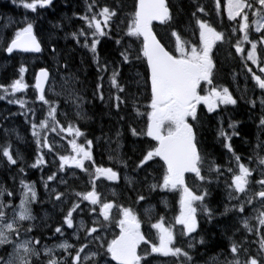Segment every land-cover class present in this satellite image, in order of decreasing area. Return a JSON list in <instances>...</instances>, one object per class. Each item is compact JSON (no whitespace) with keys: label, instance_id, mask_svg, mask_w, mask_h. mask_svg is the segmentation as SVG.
<instances>
[{"label":"snow or ice","instance_id":"snow-or-ice-1","mask_svg":"<svg viewBox=\"0 0 264 264\" xmlns=\"http://www.w3.org/2000/svg\"><path fill=\"white\" fill-rule=\"evenodd\" d=\"M11 3L36 12L38 8L51 7L54 0H11ZM83 3L82 14L73 12V17H78L82 24L70 35L79 47L91 53L96 66V84L91 100L99 99L110 109L115 107L122 127L127 125L126 130L133 136L144 135L151 140L146 141L137 159L132 161L136 177L124 176L126 190L131 193L126 200L130 203L102 198L96 181L101 175L115 181L120 178V173L111 167H95L93 174L86 167L85 161H93V140L85 137V143L78 144L76 138L84 136L78 122L90 119L84 106L91 100L86 98L78 73L71 71L67 63L60 64L57 48L53 47L55 73L41 67L34 76L40 105L20 113L25 117V123L30 125L32 142L39 154L34 163L26 164L23 155L10 140L13 134L17 141L23 138L14 128H3L5 142L0 143V162L18 166V173H24L25 166L22 165L35 168L46 163L45 156H52L54 163L58 156L57 170L47 175L46 179L41 177L49 201L54 206H67L62 223L55 227L54 233L64 236V225L73 229L74 213L87 215L91 226L86 227L84 220H80L79 227L72 233L75 244L69 243L68 239L51 246L43 244L40 238L30 235L34 225L25 223L35 220L31 208L37 201L35 184L20 180L19 204L15 203L16 190L0 184V264H153L160 256L170 258L173 264H199L197 256L205 254L200 253L199 248L208 246L205 235H201L207 231L201 226V219L213 224L218 217H229L233 221L229 226L232 235L228 237L227 250L210 257L206 264H264V139L260 138V134L264 133V0H227V18L238 25L229 26V31H218L210 22L213 16L219 15L221 0H211L210 4L191 0L194 10L190 15L198 25V37L195 29L177 28V16L172 11L170 0H135L133 11L123 19L122 4L113 7L101 3V0H83ZM198 14H203V18ZM250 14L257 18L253 23L258 37L250 38ZM73 17L66 19L70 21ZM154 21L162 26L160 30H154ZM34 24V20L25 16L12 36L0 33V50L9 55L14 52L41 53L42 40L38 38ZM217 26L225 27L222 20ZM54 27L61 26L57 24ZM238 32L243 33L242 38L237 35ZM108 39L116 46L118 56L115 58L101 57L98 50V46ZM245 44L250 45V49H246ZM229 58L242 62L243 74L247 80L254 82L253 98L247 103L254 109L258 99L260 106L254 149L256 169L240 162L241 156L231 143L233 136H240V132L236 131L240 122H230L231 134L223 127L222 119L218 122L217 138L223 137L228 141L223 146L236 162L238 174L231 160L222 169L211 158L203 147L201 131L205 118L210 122V113L219 115L217 110L221 105H238V98L234 97L229 87L219 83L225 72V61ZM248 62L255 65L258 72ZM81 63H84L83 59ZM124 69L128 70L127 75ZM26 71L27 68L22 65L19 78L10 85L0 84L3 90L0 100L29 88L24 79ZM62 72L67 75L62 76ZM108 72L111 74L108 76L106 98L102 89L104 74ZM236 75H233V80ZM46 85L52 96L47 95ZM247 91L246 87L245 93ZM146 94L149 103L146 112H141V101ZM8 103H19L23 107L27 102L13 98ZM202 106L206 107V111ZM123 109L129 110L126 115H120ZM144 115L147 117L146 131L133 126L137 117ZM4 119L7 117H0V120ZM65 132L73 136L69 143L76 153L74 156L59 154L57 149V138L62 140ZM115 136L117 148L113 150L115 155H110L109 159L127 169L128 161L119 154L122 132L117 130ZM153 164L160 165L161 175L152 177L150 181L148 169ZM65 165L86 174L91 190L75 191L71 178L60 175ZM92 166H95V161ZM254 171L258 176H253ZM140 173H144L142 179L139 178ZM226 173L230 175L226 176ZM222 177L227 199L222 205L221 202L214 205V185L219 187ZM49 181L56 182L55 186L49 185ZM157 190L179 194V214L172 221H167L163 215L154 216V206L151 205L144 208L143 217L138 213L141 202H148ZM111 195H116L115 189ZM84 201H88L91 207H81ZM160 202L168 206L166 199ZM61 212H65L64 207H61ZM145 222L148 228L142 230ZM177 225L180 227L177 228ZM253 245L258 246L255 251L252 250ZM161 264H167V261Z\"/></svg>","mask_w":264,"mask_h":264},{"label":"trees","instance_id":"trees-1","mask_svg":"<svg viewBox=\"0 0 264 264\" xmlns=\"http://www.w3.org/2000/svg\"><path fill=\"white\" fill-rule=\"evenodd\" d=\"M119 4L123 5V10L121 12V15L123 14H130L133 11V7L130 6L131 0H118ZM172 4V11L173 13L177 16L176 20V26H181L183 28H187L191 25V20L193 19L190 15V12L193 11L194 9L191 7V0H170ZM202 3L204 4H210L211 0H201ZM71 6H67L64 10V12L61 10L60 6H56L57 9H55L52 12L42 11L39 10V16H34L31 12L29 13V18L30 20H34V29L36 30L37 25L36 22L39 21L38 27L41 26V34L37 33L38 37L42 40V43L44 45V48L46 50V54L48 57V50H50V43H49V35L51 34V38H53V43L51 42V45L53 47L57 48V56L58 59L60 60V64L63 63H71L72 64V69L71 71L77 72L79 75V79L81 80L82 84L81 87L83 91L88 90V93L86 97H88L91 100V93L95 87L96 84V77H97V72L93 71V68H91L87 60L82 57L80 53V49L78 46H74V42L76 41L72 38L70 35L71 33H68V28L66 29V26H70L71 21L66 19V17H71L73 16V12L75 8H72L73 6H76L75 1L69 2ZM10 10V11H9ZM20 11L21 8L19 6L13 5L11 3V0H0V18L4 21L0 20V33H2L5 36H12L13 31L16 28V26H20ZM9 12V13H7ZM49 13V17H48ZM12 15V17H11ZM9 17L12 19V23L9 24ZM220 17L222 18V14L220 13ZM74 21V20H72ZM14 22H19V25H15ZM76 23V22H74ZM72 22V25H74ZM9 25L7 28H5V25ZM59 24L61 27L56 28L54 27L55 25ZM52 26V27H51ZM162 27V26H160ZM160 27H156L155 31L160 30ZM37 32V31H36ZM50 32V33H49ZM60 32V33H59ZM69 36L68 38H65ZM55 36H59L56 37ZM61 36V38H60ZM59 40V41H58ZM61 41V42H60ZM64 43V44H63ZM109 41H104L100 45V51L105 53L106 56L113 57L114 58V50L111 47V44H108ZM2 52V50H0ZM0 52V80L1 82H5L9 80V77L12 76L13 74L16 76L17 74V68L18 65L13 64V65H4L2 64V54ZM223 52V51H222ZM102 53V54H103ZM105 57V55L103 54ZM32 55H26L23 56V59L28 62L32 61L26 68V77L28 80L29 88H27L26 92L24 93V96L20 97V100H25L27 103L24 106L29 105L28 108H38L40 105V101L37 100L36 97V92L33 87V73L32 71L34 70L35 67L40 66L44 64L43 62H39L41 60L40 57H35ZM54 56L51 58L53 59ZM223 59V56L221 57ZM84 61L82 64L81 61ZM25 61L19 62L20 64H24ZM35 63H34V62ZM236 62L235 60H232L229 58L228 60L225 61V72L222 74L221 78L227 79L231 77L233 73L236 72L234 70L236 68ZM85 65V66H84ZM85 67V68H84ZM91 75L92 79L91 81L87 80L86 78V71ZM128 70L126 69V72ZM220 78V79H221ZM46 93L48 96L49 92L46 90ZM253 98L251 95L248 96V99ZM91 102L96 103V104H104L98 101L97 99L91 100ZM88 105H90L88 103ZM47 106H45V112H46ZM27 108L24 107L23 110H26ZM128 109L122 110L120 115H126L128 113ZM18 112V109L16 106L12 104L5 105L0 101V117H7V119L0 120V125L4 124L6 121H9L8 127L9 129H15L16 132L18 133L21 131V133L24 132L23 136V141H17L19 146H16V148L19 149L20 153L24 157V161L28 160L31 158L33 160L34 156H36L38 153L36 151V148L34 147V143L32 142V137L28 134L27 128L30 126L29 124L25 123V117L19 116L14 119V115L10 114H16ZM88 113V116L90 117V121L86 122L87 129L88 126L91 124V115L92 119H95L96 121L92 122V129H88L89 133L94 135L97 138H101L103 141L110 139L112 136L113 132L117 130V124L116 122H119V117L117 115V112L112 108L107 111V115L105 116V119L103 120L104 114L100 111V109L96 106L90 108L88 107V110L86 111ZM232 113L231 118H235L240 122L238 132H240L239 137H234L232 140L233 148L237 154L241 156V161L242 162H250V158L254 156V149L256 146V141H257V128L256 124L258 123V114L256 111V108H251V105L249 103L243 104L242 106L239 105L236 109H234ZM31 112L28 113L29 118H31L30 114ZM91 114V115H90ZM210 122L208 118H205V123L204 127L201 129L202 135H203V147L207 149V151L211 154V158L215 159L217 164L220 165L223 168H225L228 165V162L232 160V155L227 154V163L225 161V155L224 151L221 148V142L219 143L217 139V129L219 126L213 121L212 117ZM130 118V117H129ZM105 122V125L103 124ZM101 123L103 124V128L101 129L100 133L96 131L97 129V124L98 128L100 127ZM122 122H119V125H121ZM135 123L133 124V126ZM19 129V131H18ZM127 125H124L123 127L121 126V131H122V136L124 137V143H125V148L124 152L126 153V156L130 158V162L133 160H136L137 157L140 154V149L141 146L144 147L145 143L143 140V143L141 142L142 139L137 140L132 137H129V132L126 130ZM20 133V132H19ZM14 135V134H13ZM243 137V139H242ZM11 142L13 143L14 138L11 136L10 137ZM4 140V133L2 129H0V143H3ZM102 160H103V154H105V150L102 148V152L99 153ZM234 160V159H233ZM247 165V164H246ZM52 166V165H50ZM233 166V165H232ZM44 166H39L36 168H28L27 171L24 173H18L17 169L14 168L12 171L6 169V168H0V184L4 185L5 187L9 189H13L16 187V176L19 177V180L24 179L26 181H31L33 178L37 180V182H41L42 179V172L39 170V168H44ZM234 169L236 170L238 174V167L233 166ZM230 174L226 173V176ZM13 177H15V180H13ZM73 182V188L75 189H81L84 187V182L81 179H71ZM224 182V178H221V182L219 187H215L214 185V191H213V204L215 205L216 202H221V205L223 202H226V199L224 198V193L222 189V184ZM20 193V191H19ZM45 206V205H44ZM222 210V206H221ZM233 221L229 217H218L217 221H215L213 224H208L201 219V226L206 229L207 231L204 233H201V235H205L206 240L208 241V256L213 257L216 254L220 253L222 250L226 251L228 248L229 240L228 237L232 235V229L229 227ZM255 239V237H253ZM257 245L252 246V250L255 251L257 248ZM207 254V253H205ZM223 258V257H221Z\"/></svg>","mask_w":264,"mask_h":264},{"label":"bare ground","instance_id":"bare-ground-1","mask_svg":"<svg viewBox=\"0 0 264 264\" xmlns=\"http://www.w3.org/2000/svg\"><path fill=\"white\" fill-rule=\"evenodd\" d=\"M10 11V10H9ZM7 13H9V12H7ZM10 14V13H9ZM52 27V26H51ZM50 33V32H49ZM60 33V32H59ZM56 37H59V36H55V38ZM53 38H54V36H53ZM60 38H61V36H60ZM59 41V40H58ZM61 42V41H60ZM3 61V60H2ZM85 66V65H84ZM2 67V66H1ZM0 67V68H1ZM85 68V67H84ZM234 70H236L237 71V66H236V68L234 69ZM86 78H87V80H89V81H91V79H92V77H91V75L86 71ZM85 94L87 95V93H88V90H86L85 89ZM87 99H89L88 97H86ZM90 100V99H89ZM90 105V108H92V107H94V106H96V107H98L99 109H100V111L104 114V117H103V120L105 119V116L107 115V111H108V106L106 105V104H96V103H93V102H90L89 103ZM259 113H260V111H257V114H258V116H259ZM91 115V114H90ZM86 122L87 121H90V120H85ZM93 121H96L95 119H92V115H91V124L88 126V129H92V122ZM103 124L105 125V122H103ZM103 124L101 123V125H100V127L98 128V124H97V129H96V131L97 132H99L100 133V131H101V129L103 128L102 126H103ZM263 136H264V133H261L260 134V138L261 139H263ZM113 138L111 137L110 139H108V140H105V141H103L101 138H97L96 137V140H97V143H98V150H99V153L100 152H102V148L105 150V154H103V160H106V159H109V156L111 155V153H110V150H109V141L110 140H112ZM69 178H71V179H81L83 182H84V179L83 178H77V177H69ZM84 184H85V182H84Z\"/></svg>","mask_w":264,"mask_h":264},{"label":"rangeland","instance_id":"rangeland-1","mask_svg":"<svg viewBox=\"0 0 264 264\" xmlns=\"http://www.w3.org/2000/svg\"><path fill=\"white\" fill-rule=\"evenodd\" d=\"M226 3H227V0H225V12H226V14H227V10H226ZM71 111V110H70ZM116 126H117V129L118 130H120L121 131V125H119V122H116ZM115 133H116V131L115 132H113V139L112 140H110V141H112L111 143L109 142V150H110V153H111V155L113 154V155H115V152L113 151V150H115L116 148H117V144H116V136H115ZM57 141H58V143H57V148L58 147H63V146H66V144L64 143V142H61L59 139H57ZM119 154H120V152H119ZM74 172V170L71 172V174H69L70 176H72L73 173ZM65 178H69V177H65ZM145 188H146V186H145ZM151 200H153V199H151ZM54 213H52V215H53Z\"/></svg>","mask_w":264,"mask_h":264},{"label":"flooded vegetation","instance_id":"flooded-vegetation-1","mask_svg":"<svg viewBox=\"0 0 264 264\" xmlns=\"http://www.w3.org/2000/svg\"><path fill=\"white\" fill-rule=\"evenodd\" d=\"M170 203L175 204V201H172V202H170ZM176 227L178 228L179 226L177 225Z\"/></svg>","mask_w":264,"mask_h":264}]
</instances>
